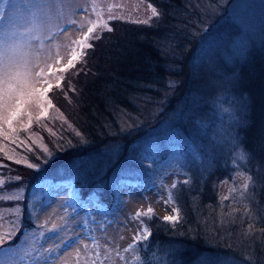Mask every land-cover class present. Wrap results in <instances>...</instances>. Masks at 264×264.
<instances>
[{
	"label": "trees",
	"instance_id": "obj_1",
	"mask_svg": "<svg viewBox=\"0 0 264 264\" xmlns=\"http://www.w3.org/2000/svg\"><path fill=\"white\" fill-rule=\"evenodd\" d=\"M146 1L157 16L146 24L115 20L65 72L66 95L55 88L53 100L80 137L32 170L22 187L70 180L82 195L110 203L125 181L120 174L140 170L141 157L176 150L189 172L175 189L179 220L146 221L142 264H219L226 257L264 264V41L257 49L250 40L244 50L256 27L240 17L254 0ZM224 105L232 117L220 118ZM126 114L132 126L121 133L120 150L99 149L119 134ZM176 139L183 144L176 147ZM238 153L249 187L222 201L218 185L234 175Z\"/></svg>",
	"mask_w": 264,
	"mask_h": 264
},
{
	"label": "rangeland",
	"instance_id": "obj_2",
	"mask_svg": "<svg viewBox=\"0 0 264 264\" xmlns=\"http://www.w3.org/2000/svg\"><path fill=\"white\" fill-rule=\"evenodd\" d=\"M36 4H39V0H0V15L5 17L0 20V47L7 49L6 54L20 65L32 61V54H37L40 59L30 65L33 76L41 69L63 66L72 55V42L78 40L87 27L96 25L95 31L102 34L107 30L102 28L104 22L108 26L115 20L146 24L143 21L149 22L154 17L153 6L146 0H54L50 7L44 6L39 11L33 7ZM252 4L255 7L245 3L240 9V17L251 19L256 27L242 43L244 50L249 47L250 40L257 45V49L264 41V0H254ZM33 14L49 25L58 26L59 33L57 27H52L51 32H33L30 37L21 35ZM13 24L19 26L20 30L17 31ZM6 25L7 35L4 34ZM242 28L249 29L247 25ZM36 36L40 39H35ZM52 36L55 38L50 39ZM81 58L83 60V56ZM58 59L59 64L56 63ZM26 70L21 68V71ZM65 74L55 73L63 77ZM43 86L42 79H22L19 82V87L25 90H39ZM55 88L47 93L52 107L47 101L34 99L25 107V112L31 113V127L27 126V115H22L13 124L15 133L9 132L8 138L0 135V165H3L0 167V180L5 181L0 185L3 189L0 191V235L11 230V221L15 220L19 224V230L6 240L7 244L0 245V264H93V261L96 264H137L141 261L142 264L144 259H139L138 249L145 240H134L133 236L137 234L138 227L148 229L146 221L152 216L164 220V217L176 214L175 189L186 183L189 174L185 157L172 149L171 152L163 150L160 153L152 150L154 154L151 160L141 157L135 162L140 170L120 174L125 181L115 187L114 198L110 203L100 202L96 195H82L72 182L60 184L50 178L33 182L25 191L22 185L32 170L59 158L61 150L74 146L69 140L80 137L76 135L73 120L54 102ZM217 111L221 119L234 114L231 107L226 105ZM43 112L47 114L42 115ZM121 117L119 134L111 135L99 149L120 150L123 143L121 133H128L132 126L129 115ZM163 124L161 122L158 127ZM5 131H8L6 126ZM174 141L176 147L183 144L181 140ZM45 148L47 151H44ZM237 155L234 175L230 179H223L218 185L222 201L240 198L249 187L251 176L240 168L241 163L245 165L244 157L240 153ZM8 156L12 159L9 160ZM16 160L21 162L15 163ZM29 164L35 167H29ZM16 177L20 179L16 180ZM9 180L13 183L9 184ZM16 191L23 195L22 200L3 198ZM228 201L229 207L231 204L236 206L235 202ZM149 208L153 210L151 213L147 211ZM136 213H140L139 218H136ZM49 220L44 229L35 227ZM52 222L66 226L58 234L47 233ZM41 230L47 233L45 237L38 234ZM53 247L57 250L49 256L46 249ZM94 252L99 255L94 256ZM219 264L246 263L226 257Z\"/></svg>",
	"mask_w": 264,
	"mask_h": 264
},
{
	"label": "snow or ice",
	"instance_id": "obj_3",
	"mask_svg": "<svg viewBox=\"0 0 264 264\" xmlns=\"http://www.w3.org/2000/svg\"><path fill=\"white\" fill-rule=\"evenodd\" d=\"M54 0H39V4L33 5L34 8H37V10H41L44 6H51L53 4ZM152 15L157 16V10L155 7L152 8ZM5 17L0 15V20H4ZM11 22V21H10ZM144 23H148V21H143ZM13 27L17 28V31H19V26L13 24ZM52 27H57L54 25H49L45 23L44 20L39 19L35 14L32 15V20L27 21L26 25L23 27V32L21 35L25 36H31L33 32H51ZM102 28H106L108 31H111V28L108 27V24L106 22L102 23ZM5 35H7V25L5 26ZM96 25H92L90 27H87L85 31H83V35L78 39L73 41V49H72V55L67 59V62L63 64L61 67H47L46 69H41L40 72L35 73V75H32L31 67L30 65L34 61H38L40 57L33 53L32 54V61H25L24 65L16 64L11 56H8L7 49H4L0 47V135L5 136V138H8V133L16 132V128L13 127V124L17 122V120L22 115H27L28 117V127H31V113L25 112V107L29 105L30 100L35 101H47L49 107H52L51 101L48 99L47 93L53 89L55 86L59 91L64 92V89L62 87V81H63V75H55L56 72L64 73L69 68H72L75 66V63L81 58V56L86 55L85 49L92 48L93 45L90 43L91 40L100 39V33L98 31H95ZM79 30V29H78ZM59 33V29H58ZM50 39L55 38V36L49 37ZM35 39L39 40L40 37L36 36ZM12 51H15V49H12ZM57 64L60 63V60L58 59L56 61ZM21 68L27 69L26 71H21ZM22 79L27 80H43L44 86L37 90L35 88H31L28 90L21 89L19 87V82ZM53 81H55V84H53ZM170 86L172 85V82H169ZM72 91H75V89H71ZM66 95V92H64ZM46 112H43L42 115H46ZM5 126L7 127V132L5 131ZM79 135V133H77ZM44 151H47L45 148ZM8 159L11 160L12 157L8 156ZM21 161L16 160L15 163H20ZM29 167H35L33 164H29ZM0 167H3V165H0ZM16 180H19L20 177H16ZM124 181H118V183H123ZM5 181L0 180V185H3ZM9 184L13 183V181L9 180ZM173 188L176 187L175 184L172 185ZM0 191H3L2 188H0ZM4 199H11V200H22L23 195L16 191L11 192L8 195L3 197ZM167 200L165 203L167 204ZM148 213H151L153 210L149 208ZM176 214L175 215H169L164 217L163 219L167 222L175 223L179 220V208L175 209ZM140 213H136V218H139ZM50 222L45 221L43 224H37L35 225L36 228L44 229L47 224ZM12 228L9 232H6L2 235H0V245L4 244L6 240L11 238V235L19 230V224L16 223L15 220L11 221ZM66 225H58L57 223L52 222L51 227L47 228V233L52 234H58V232L61 230L62 227ZM47 233L43 230H41L38 234L41 237H45ZM151 233L148 231L147 228L138 227V232L136 235L133 236L134 240H140L144 239L146 240L148 236H150ZM132 247L131 245L129 246ZM85 248H87V245H85ZM47 253L49 256H51V253L56 251L57 249L55 247L53 248H47ZM94 256L99 255L98 252L93 253ZM39 259V257H37ZM93 264H96L95 261H93Z\"/></svg>",
	"mask_w": 264,
	"mask_h": 264
}]
</instances>
